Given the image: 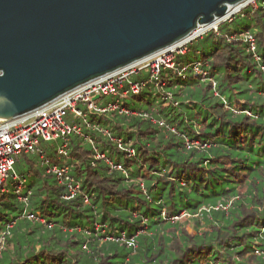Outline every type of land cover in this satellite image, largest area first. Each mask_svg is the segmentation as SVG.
Returning <instances> with one entry per match:
<instances>
[{
    "label": "trees",
    "instance_id": "1",
    "mask_svg": "<svg viewBox=\"0 0 264 264\" xmlns=\"http://www.w3.org/2000/svg\"><path fill=\"white\" fill-rule=\"evenodd\" d=\"M115 100L127 112L87 115L109 137L84 125L63 152L56 140L39 143L42 158L16 157L18 180L0 192V264H264V0L158 81L101 103ZM53 166L78 184L70 197Z\"/></svg>",
    "mask_w": 264,
    "mask_h": 264
},
{
    "label": "water",
    "instance_id": "2",
    "mask_svg": "<svg viewBox=\"0 0 264 264\" xmlns=\"http://www.w3.org/2000/svg\"><path fill=\"white\" fill-rule=\"evenodd\" d=\"M241 1L0 0V123L221 21Z\"/></svg>",
    "mask_w": 264,
    "mask_h": 264
},
{
    "label": "built area",
    "instance_id": "3",
    "mask_svg": "<svg viewBox=\"0 0 264 264\" xmlns=\"http://www.w3.org/2000/svg\"><path fill=\"white\" fill-rule=\"evenodd\" d=\"M255 2L256 0H243L230 6L227 15L221 21H216L209 26L199 25L190 34L164 49L82 83L27 113L2 121L0 123V192L5 191L4 184L9 177L18 180L17 175L13 172V164L17 156L34 153L40 158L43 157L40 142L60 140L62 143L59 145L58 151L63 152L67 147V137L69 135H82L84 125L109 137L110 134L107 130L96 124L88 123L87 115L93 112L103 113L116 109L119 113L127 111L118 108V100L102 105V97L126 96L129 93L137 94L147 82L158 81L159 71L172 68L175 56L186 52L188 45L202 38L210 30L216 32L219 23L230 19L244 7L255 5ZM243 38L247 42L249 50L253 52L255 49L253 37L246 34ZM194 73L202 77L206 74L198 67L194 68ZM133 75H140L142 78L132 80ZM96 95L98 98L94 99ZM68 115H70V121L66 120ZM158 124L162 126L164 122L159 121ZM110 139L115 141L118 147H121V140L111 137ZM121 148L125 150L128 156L133 154L132 149H126L123 146ZM95 158L104 160L114 169L120 168V165H113L101 152L97 151ZM47 172L54 174L59 183L66 182L68 194L64 195L63 198L70 197L78 189V184L74 183L72 178L65 176L66 169L53 166L48 168ZM27 216L31 220L36 219L32 213ZM1 242L0 238V244ZM127 243L133 245V240L130 239Z\"/></svg>",
    "mask_w": 264,
    "mask_h": 264
},
{
    "label": "rangeland",
    "instance_id": "4",
    "mask_svg": "<svg viewBox=\"0 0 264 264\" xmlns=\"http://www.w3.org/2000/svg\"><path fill=\"white\" fill-rule=\"evenodd\" d=\"M131 79L134 80V78H131ZM131 79H130V80H131ZM107 99H110V96H108ZM70 119H71V118H70V115H68V116L66 117V120H67V121H70ZM13 172H16V173H17V172H19V169H18L17 167H15V170L13 169ZM187 230H188L190 233L194 234V232H193V230L191 229L190 226L188 227Z\"/></svg>",
    "mask_w": 264,
    "mask_h": 264
}]
</instances>
